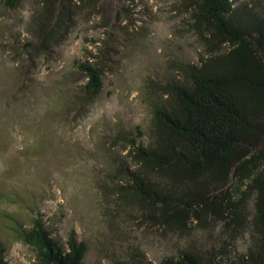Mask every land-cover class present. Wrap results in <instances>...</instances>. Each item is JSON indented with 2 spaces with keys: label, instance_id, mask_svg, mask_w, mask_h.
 <instances>
[{
  "label": "rangeland",
  "instance_id": "rangeland-1",
  "mask_svg": "<svg viewBox=\"0 0 264 264\" xmlns=\"http://www.w3.org/2000/svg\"><path fill=\"white\" fill-rule=\"evenodd\" d=\"M195 1L52 0L67 14L66 37L36 55L28 74L19 73L29 55L21 44L43 0L15 9L0 2V238L10 264H35V255L10 239L7 214L41 216L60 243L73 230L87 246L82 264H158L185 247L218 244L210 213L182 228L146 218L113 191L108 173L122 147L117 131L149 135L148 99L161 95L153 83L182 80L178 63L208 54L202 39L211 34L195 27ZM84 61L101 67L102 89L72 105L85 81L76 62ZM246 245L247 235L238 236L232 249Z\"/></svg>",
  "mask_w": 264,
  "mask_h": 264
},
{
  "label": "trees",
  "instance_id": "trees-1",
  "mask_svg": "<svg viewBox=\"0 0 264 264\" xmlns=\"http://www.w3.org/2000/svg\"><path fill=\"white\" fill-rule=\"evenodd\" d=\"M0 2L15 9L22 0ZM195 4V27L211 34L202 39L208 54L198 63H178L182 80L153 83L161 95L153 91L148 99L146 140L137 139L138 127L137 135L115 133L113 142L122 147L110 155L112 189L144 217L173 228L208 213L220 227L216 246L185 247L158 264H264V0ZM67 20L52 0H43L26 28L31 40L20 50L29 55L19 73L28 74L36 55L64 41ZM76 63L85 81L71 102L83 106L101 92L103 72L96 63ZM5 217L10 239L30 247L35 264H82L87 246L73 230L60 243L41 216ZM245 234L246 248L237 253L233 244ZM0 264H10L1 238Z\"/></svg>",
  "mask_w": 264,
  "mask_h": 264
}]
</instances>
